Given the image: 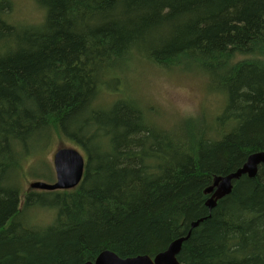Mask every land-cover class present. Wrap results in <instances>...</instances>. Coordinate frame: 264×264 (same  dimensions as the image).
Wrapping results in <instances>:
<instances>
[{"label":"trees","instance_id":"obj_1","mask_svg":"<svg viewBox=\"0 0 264 264\" xmlns=\"http://www.w3.org/2000/svg\"><path fill=\"white\" fill-rule=\"evenodd\" d=\"M33 1L42 22L20 25L0 0V264L154 257L178 239L180 264H264V165L215 207L204 193L264 151V0ZM141 64L205 77L223 112L150 121L116 90ZM53 138L85 153L83 179L20 207L18 162Z\"/></svg>","mask_w":264,"mask_h":264},{"label":"rangeland","instance_id":"obj_2","mask_svg":"<svg viewBox=\"0 0 264 264\" xmlns=\"http://www.w3.org/2000/svg\"><path fill=\"white\" fill-rule=\"evenodd\" d=\"M9 1L12 5L9 16L10 22L20 25L25 23L35 25L42 22L43 12L36 6L33 0ZM131 70L133 72L129 71V73H132H128L129 75L127 76L123 73L120 81L121 86H119L118 81L116 90L119 88L121 95L123 94L122 96H125L127 99L128 97H132L142 104V106L145 104L149 111V113H145L150 117V121L152 122H156L157 124L163 122L164 125H167L174 119L178 120L186 116L205 118V113H201L203 111L208 112L211 118L223 112L224 106L216 98L219 95L214 98L208 93L207 87H209V81L203 76H195L182 72L160 71L151 68L148 64L134 65ZM125 76L126 83L123 84ZM116 82H112L110 86H114ZM122 86L131 97L125 92L123 93ZM101 98L102 95L100 96V100ZM117 99L111 95L109 97V104L111 101L114 102ZM107 100L108 98H105L104 102L107 103ZM102 103L101 101L100 104L102 105ZM219 104H221L220 108ZM176 125H178V122H173L164 128ZM31 148L32 150L28 154H24L18 162L17 183L21 190L20 207L24 201V194L30 191L40 194L46 192L43 190H33V183H53L55 181L53 156L58 149L74 148L85 158V153L76 144L66 138H53L48 143L41 141L39 144L31 146ZM46 210L43 206H34L25 214L27 215L26 220L32 225L45 226L52 217L51 213H48Z\"/></svg>","mask_w":264,"mask_h":264},{"label":"water","instance_id":"obj_3","mask_svg":"<svg viewBox=\"0 0 264 264\" xmlns=\"http://www.w3.org/2000/svg\"><path fill=\"white\" fill-rule=\"evenodd\" d=\"M53 165L55 182L51 184L35 182L32 184V189L50 192L71 190L83 179L86 164L82 155L75 149H58L53 156ZM260 165H264V151L248 155L242 167L234 173L215 177L212 184L204 190V193L211 194L206 205L209 208L215 207L218 200L230 193L233 181L242 175L253 178ZM181 242L180 239L171 242L164 251L154 257L137 256L122 259L110 251H103L96 257L94 263L85 264H180L177 255L181 249Z\"/></svg>","mask_w":264,"mask_h":264},{"label":"bare ground","instance_id":"obj_4","mask_svg":"<svg viewBox=\"0 0 264 264\" xmlns=\"http://www.w3.org/2000/svg\"><path fill=\"white\" fill-rule=\"evenodd\" d=\"M205 194H206V193H205ZM207 195H209V198L211 197V194H207ZM209 198H208V199H209ZM208 199H207V201H208ZM206 203H207V202H206Z\"/></svg>","mask_w":264,"mask_h":264}]
</instances>
